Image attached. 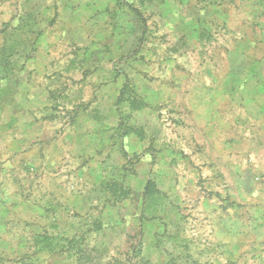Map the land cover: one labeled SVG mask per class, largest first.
Here are the masks:
<instances>
[{"label": "rangeland", "instance_id": "obj_1", "mask_svg": "<svg viewBox=\"0 0 264 264\" xmlns=\"http://www.w3.org/2000/svg\"><path fill=\"white\" fill-rule=\"evenodd\" d=\"M0 59V264H264V0H0Z\"/></svg>", "mask_w": 264, "mask_h": 264}, {"label": "trees", "instance_id": "obj_2", "mask_svg": "<svg viewBox=\"0 0 264 264\" xmlns=\"http://www.w3.org/2000/svg\"><path fill=\"white\" fill-rule=\"evenodd\" d=\"M27 32L31 35V36H36V35H38V32L36 31V28H35V26H30L28 29H27ZM30 39H29V36L24 40V41H19V43L18 42H12V43H10V44H8V43H5L4 44V46H8V47H4V46H2L1 47V50H7L8 51V53H10V56H13L14 54H16L18 51H20V50H24V49H26V48H28V46H29V44H30V41H29ZM28 41V42H27ZM7 42V41H6ZM8 44V45H7ZM33 44H34V42H33ZM0 61H1V59H0ZM5 61V60H4Z\"/></svg>", "mask_w": 264, "mask_h": 264}, {"label": "crops", "instance_id": "obj_3", "mask_svg": "<svg viewBox=\"0 0 264 264\" xmlns=\"http://www.w3.org/2000/svg\"><path fill=\"white\" fill-rule=\"evenodd\" d=\"M35 28H36V26H35ZM36 31L38 32V29L36 28ZM28 33V32H27ZM39 33V32H38ZM28 35H29V33H28ZM36 36H38V35H36ZM27 37V36H26Z\"/></svg>", "mask_w": 264, "mask_h": 264}]
</instances>
